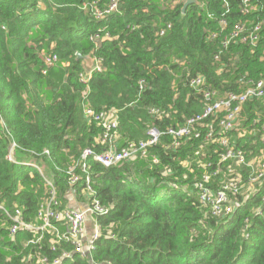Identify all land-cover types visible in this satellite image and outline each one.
Instances as JSON below:
<instances>
[{
    "label": "trees",
    "instance_id": "16d2710c",
    "mask_svg": "<svg viewBox=\"0 0 264 264\" xmlns=\"http://www.w3.org/2000/svg\"><path fill=\"white\" fill-rule=\"evenodd\" d=\"M197 1L201 5L182 10L180 1L118 0L116 12L95 18L89 5L102 9L110 0H0V203L20 207L30 219L46 195L45 178L35 168L6 158L11 141L20 161L45 163L44 176L52 179L63 205L70 203L66 169L84 148L105 149L97 143L101 127L85 118L83 102L95 111L116 112L121 146L144 140L152 126L166 131L201 113L202 92L190 85L195 76L219 96L264 81V26L253 46L238 38L222 44L235 24L249 28L264 19V0H247V12L245 0ZM50 53L58 62L47 65L43 56ZM77 53L91 54L101 70L82 81L86 71ZM222 117L219 112L205 118L197 126L201 136L178 145L162 134L146 158L109 168L85 159L95 196L108 206L99 218L102 228L116 233L96 241V263L264 264V182L246 196L229 195L235 206L225 217L210 213L197 188L204 173H212L203 184L213 189L236 175L246 185V162L264 150V97L248 99L231 130L222 132ZM221 135L244 153L245 163L220 161ZM83 182L84 177L74 187L82 203ZM3 221L0 210V264H38V256H59L47 238L27 244L29 232L9 237ZM61 264L89 263L73 254Z\"/></svg>",
    "mask_w": 264,
    "mask_h": 264
},
{
    "label": "built area",
    "instance_id": "2783aa9c",
    "mask_svg": "<svg viewBox=\"0 0 264 264\" xmlns=\"http://www.w3.org/2000/svg\"><path fill=\"white\" fill-rule=\"evenodd\" d=\"M177 3L180 0H172ZM118 0H110L105 8H96L94 5H89L91 12L95 18H103L109 13L118 10ZM87 8V4L83 6ZM244 11H249L247 0L244 1ZM221 24L225 25V20H221ZM169 26V24H168ZM264 26V19L254 23L247 28L243 24H235L232 32L224 36L222 44L226 47L233 39L238 38L241 42L249 43L251 46L255 45L261 36V29ZM163 30H160V34ZM212 36H215L213 34ZM104 37H107L105 34ZM99 35H93L91 39H97ZM44 62L47 65L58 62V57L55 53L44 54ZM95 64L90 71L80 74V79L86 81L90 78L93 71H100L101 67L96 58ZM143 80H140V88H142ZM190 85L197 91L202 92L203 96V110L201 113L192 117L186 118L185 123L177 127H168L166 131L152 126L146 131L147 137L144 140L133 142L128 141L121 146L116 145L118 118L115 111H95L82 103L83 114L88 121H94L101 127V135L97 139V143L105 145V149L101 152H96L93 148L86 147L82 150L78 161H73L66 169L67 174V196L70 197L77 206L71 203L63 205V199L59 197L57 188L53 185L52 179L44 176L45 163L31 158L28 161H20L15 153L16 144L14 141L10 142V149L6 158L14 163H23L32 168H35L44 178L46 183V195L40 199L38 206L32 218L25 219L23 211L18 206L9 209L4 203H0V210L3 213L4 221L2 222L7 227V234L9 237H15L22 232H29L30 238L27 244H36L47 238L48 248L54 251H60L57 258L50 261L47 257L38 256V264H61L63 260H68L73 257V254H78L79 257L86 259L89 264L96 263L93 258V251L96 246V241L101 237L115 238L114 233L110 228L104 232L100 217L108 212V206L100 202L95 196V190L92 186L91 176L88 171V165L85 159L91 157L104 168H109L119 165L125 161H134L138 158H146L149 148L156 145L162 134H170L174 138V144L178 143L183 138L201 136V129L197 126L201 125L205 118L223 112V117L218 121V125L222 132L231 130L240 117L243 104L251 98L264 97V81L258 80L251 82L243 91L239 93H226L219 96L214 90L203 89V79L200 76H195L190 80ZM87 91H83L86 96ZM150 113L158 114L159 111L155 107L149 108ZM213 127L210 125L209 130L205 132V138H211ZM260 141L264 145V122L260 126ZM219 142L225 146V151L220 156V161L233 158L237 163H245L244 153L240 149H232L228 146L227 136L221 135ZM151 159L157 163V158L152 155ZM258 167L254 169L251 161L246 162V165L251 168L247 184H256L264 182V150L260 156ZM80 169L81 174L77 172ZM212 173H204L202 181L198 183L199 198L203 205L209 208L212 215L217 217H225L230 215L235 206V202L231 196H236L240 192L243 185L240 175L225 179L216 189L210 186H205L203 181L212 177ZM81 176V177H80ZM84 177V203L78 202L75 198L76 183ZM90 220L91 225H89ZM90 226V230L88 229ZM64 245H70V249H66Z\"/></svg>",
    "mask_w": 264,
    "mask_h": 264
},
{
    "label": "water",
    "instance_id": "95a60500",
    "mask_svg": "<svg viewBox=\"0 0 264 264\" xmlns=\"http://www.w3.org/2000/svg\"><path fill=\"white\" fill-rule=\"evenodd\" d=\"M180 2L183 3L182 5V10L185 9V7L190 4V3H197L199 5H201V2L197 1V0H180ZM76 59H81L83 61L84 67H85V71H90L91 68L94 66L95 61L93 59V56L91 54L88 55H82L80 53H77L76 55Z\"/></svg>",
    "mask_w": 264,
    "mask_h": 264
},
{
    "label": "rangeland",
    "instance_id": "374dc122",
    "mask_svg": "<svg viewBox=\"0 0 264 264\" xmlns=\"http://www.w3.org/2000/svg\"><path fill=\"white\" fill-rule=\"evenodd\" d=\"M9 149H10V143H9V146H8V152H9ZM203 148H202V152H203ZM7 152V153H8ZM259 160H260V157H258V158H256V159H254L253 161H251V164L253 165V167H254V169H256L257 167H258V162H259ZM255 186H256V184H247L246 183V185H243L242 186V188H241V190H240V192H241V195L242 196H246V195H248L249 193H251L254 189H255ZM78 202H80V201H78ZM70 203L73 205V206H77L76 205V203H74V201L72 202V200L70 201Z\"/></svg>",
    "mask_w": 264,
    "mask_h": 264
},
{
    "label": "crops",
    "instance_id": "0c3cea01",
    "mask_svg": "<svg viewBox=\"0 0 264 264\" xmlns=\"http://www.w3.org/2000/svg\"><path fill=\"white\" fill-rule=\"evenodd\" d=\"M88 222H89L88 224L91 225L90 220H88ZM89 225H88V229L90 230V226Z\"/></svg>",
    "mask_w": 264,
    "mask_h": 264
}]
</instances>
